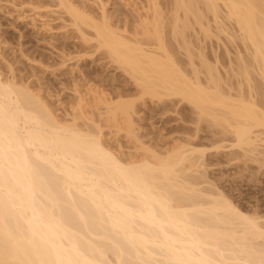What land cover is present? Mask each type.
I'll return each instance as SVG.
<instances>
[{
    "label": "bare ground",
    "instance_id": "bare-ground-1",
    "mask_svg": "<svg viewBox=\"0 0 264 264\" xmlns=\"http://www.w3.org/2000/svg\"><path fill=\"white\" fill-rule=\"evenodd\" d=\"M68 1L56 3L140 98H178L200 123L228 134L242 158L263 159L264 0H145L132 31ZM227 30L250 59L238 58V89H224L218 58L214 66L190 43ZM180 50L190 72L176 59ZM10 82L0 75V264H264V218L202 188L204 150L181 145L165 156L122 160L104 142L102 125L78 126L82 111L62 123L39 96ZM134 104H105L106 129L132 136Z\"/></svg>",
    "mask_w": 264,
    "mask_h": 264
},
{
    "label": "rangeland",
    "instance_id": "rangeland-1",
    "mask_svg": "<svg viewBox=\"0 0 264 264\" xmlns=\"http://www.w3.org/2000/svg\"><path fill=\"white\" fill-rule=\"evenodd\" d=\"M68 2L96 21L109 18L113 25L132 31L138 22L137 13L143 15L142 8L146 1ZM84 33L86 34L77 31L56 0H0L1 78L6 83L11 80L19 85L18 87L26 88L25 90L28 89L27 91L37 95L36 97L39 96L62 123L73 122V119L80 117L82 111L85 119H78V126L90 131L94 124L102 125V129L105 128L102 130L104 142L122 160L143 161L149 156L148 152L165 156V153L167 155L181 145L204 150V157L201 159L204 163L199 170L203 172L207 183H203L201 187L207 191L209 189L210 192L219 190L242 212L264 218V152L261 154L263 159L259 157L261 162L259 158V162L242 158L236 148L229 147L232 141L228 139V134L220 132L211 122L200 123L196 110L178 98H165L163 102L152 100L150 97L143 100L140 98L139 88L130 77L110 63L105 51L96 46L93 35ZM228 33L234 35L232 31L227 30L219 35L220 38L217 36L219 41L217 38H206L207 41L203 38L205 34L198 35L199 37L193 35L195 39H190L192 46H195L194 54H205V59L208 58L206 61H211L214 66L218 58L220 62L217 64L218 72L215 70V73L222 76L220 79L226 90L230 86L238 89L236 83L243 80L242 77L241 80L238 79L240 76L237 77L234 73L235 68L238 69L239 56L244 57L240 58V61H250L248 54L244 52L245 49L236 39L228 40L232 36ZM176 43L173 45L178 53ZM239 51L243 53L240 52L239 55ZM182 52L176 55L179 57L176 59L178 62L182 60L180 64L183 63L187 68L183 67L190 72L191 68H188L187 63L184 64L183 59L185 60L186 56ZM203 54L200 55L202 58ZM199 59L201 57L194 58L197 67H200ZM253 75L254 80L260 81L256 74ZM202 76L205 81V75ZM245 88L243 87L244 92L247 89ZM262 97H258V100H263ZM119 99L135 103V113L132 116L135 129L132 136H128L124 131H113L105 127L110 120L107 119L104 105L115 103ZM121 120L120 123H123L124 119ZM196 159H192V162ZM199 175L197 177L201 178L202 174L200 177Z\"/></svg>",
    "mask_w": 264,
    "mask_h": 264
}]
</instances>
